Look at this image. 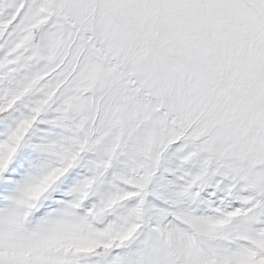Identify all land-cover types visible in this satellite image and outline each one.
<instances>
[{
    "label": "snow or ice",
    "instance_id": "1",
    "mask_svg": "<svg viewBox=\"0 0 264 264\" xmlns=\"http://www.w3.org/2000/svg\"><path fill=\"white\" fill-rule=\"evenodd\" d=\"M0 264H264V0H0Z\"/></svg>",
    "mask_w": 264,
    "mask_h": 264
},
{
    "label": "rangeland",
    "instance_id": "2",
    "mask_svg": "<svg viewBox=\"0 0 264 264\" xmlns=\"http://www.w3.org/2000/svg\"><path fill=\"white\" fill-rule=\"evenodd\" d=\"M40 127L41 128H45V127H47V125L46 124H41ZM79 172H80L81 175L83 174V170L82 169L79 170Z\"/></svg>",
    "mask_w": 264,
    "mask_h": 264
}]
</instances>
